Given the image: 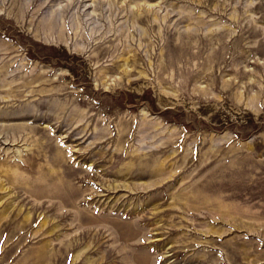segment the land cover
<instances>
[{"label":"rangeland","instance_id":"obj_1","mask_svg":"<svg viewBox=\"0 0 264 264\" xmlns=\"http://www.w3.org/2000/svg\"><path fill=\"white\" fill-rule=\"evenodd\" d=\"M0 264H264V0H0Z\"/></svg>","mask_w":264,"mask_h":264},{"label":"bare ground","instance_id":"obj_2","mask_svg":"<svg viewBox=\"0 0 264 264\" xmlns=\"http://www.w3.org/2000/svg\"><path fill=\"white\" fill-rule=\"evenodd\" d=\"M89 178V176H84V179H88ZM96 196V195H95ZM84 197H86V196H84ZM87 199H88V197H86ZM68 216V213H64V215H63V217L65 218V217H67ZM79 215H76V218H75V220H78L79 219V217H78Z\"/></svg>","mask_w":264,"mask_h":264}]
</instances>
